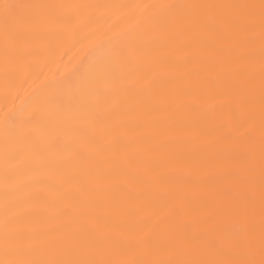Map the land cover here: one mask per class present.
<instances>
[{
	"label": "snow or ice",
	"instance_id": "1",
	"mask_svg": "<svg viewBox=\"0 0 264 264\" xmlns=\"http://www.w3.org/2000/svg\"><path fill=\"white\" fill-rule=\"evenodd\" d=\"M0 72V264H264V0H0Z\"/></svg>",
	"mask_w": 264,
	"mask_h": 264
},
{
	"label": "bare ground",
	"instance_id": "2",
	"mask_svg": "<svg viewBox=\"0 0 264 264\" xmlns=\"http://www.w3.org/2000/svg\"><path fill=\"white\" fill-rule=\"evenodd\" d=\"M23 3L40 2H71V3H94V4H143L154 3L159 0H19ZM197 2H237L249 3L258 2V0H197ZM88 47L78 42V40L67 36L64 38L62 46L56 52L55 58L49 62L46 56L38 57L32 67L30 75L26 82L21 80L17 84V93L19 99L15 101L17 107H24L27 111L31 107L32 98L41 93V91L54 79L60 75L70 76L76 72L81 63L86 59ZM4 108V81L2 72H0V121L3 118Z\"/></svg>",
	"mask_w": 264,
	"mask_h": 264
}]
</instances>
